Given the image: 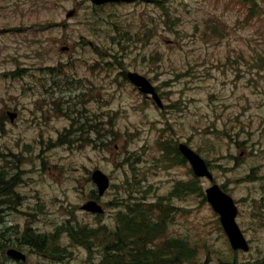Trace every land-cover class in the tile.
Wrapping results in <instances>:
<instances>
[{"label": "rangeland", "instance_id": "obj_1", "mask_svg": "<svg viewBox=\"0 0 264 264\" xmlns=\"http://www.w3.org/2000/svg\"><path fill=\"white\" fill-rule=\"evenodd\" d=\"M91 5L90 0H0V119L9 102L30 103L26 95L32 94V89L24 92L19 82H28L33 63L61 67L65 74L59 79L64 86L70 76L85 75L84 70L95 63L100 69L93 74L102 114L108 112L103 116L104 125L110 122V129L120 132L103 137L102 152L56 141L50 149L49 131L40 135L38 129L39 137L35 138L32 130L19 135L23 137L24 160L28 154L37 155L36 172L27 173L38 176L39 195L49 198L47 192H51L54 196L53 202L42 203L34 212L32 223L52 229L62 220L78 227L98 218L112 225L118 207L140 197L153 215L166 218L164 237H192L190 245H195L200 258L209 255L208 250L214 251L211 264L229 259L227 238L216 216L191 198L193 173L188 162L175 158L172 150L178 139L188 140L210 161L215 180L234 182L237 187L233 190L240 188L246 199L250 198L246 188L253 186L251 182L264 179L243 176L252 165L255 173H264V155H259L264 148L257 157L243 150L231 155L225 127L229 103L251 94L249 87L240 84L242 80L232 81L230 68L245 65H239L237 54L264 52V0H167L162 6L141 1L106 8L104 3ZM70 8H76V13L67 19L65 12ZM112 18L125 22L124 28L106 22ZM82 46L101 53V60L96 61L91 50L85 55ZM107 53H114V58ZM128 70L149 77L166 107L159 108L122 80L121 72ZM256 111L252 107L253 118L258 120ZM45 122L49 127L58 125L50 115ZM94 161L111 177V186L98 198L104 212L97 217L79 208L82 183L67 188L73 181L84 180ZM83 194L86 200L88 193ZM15 219L17 226L21 218ZM238 222L251 249L236 259L247 261L264 246V226L247 216ZM69 235L63 227L58 237L80 257L87 249L78 247L80 243ZM0 257V264L9 263L3 252ZM73 258H67L70 264ZM256 264H264L262 255Z\"/></svg>", "mask_w": 264, "mask_h": 264}, {"label": "flooded vegetation", "instance_id": "obj_2", "mask_svg": "<svg viewBox=\"0 0 264 264\" xmlns=\"http://www.w3.org/2000/svg\"><path fill=\"white\" fill-rule=\"evenodd\" d=\"M259 89L261 88L251 87L254 95L262 97ZM257 101L264 105V99ZM79 111L81 117L87 113L86 108H80ZM241 120L242 117L234 124L229 121L226 140L229 153L236 156L243 150L244 154L258 155L259 151L264 148V136H262L264 120L259 122L253 116L248 117L245 121ZM92 125V123L88 124L84 118L75 124V129L81 133L92 129ZM7 155L9 154L2 153L0 158V252L4 253L5 258L9 261L8 264H70L67 259L69 256L74 257L71 264H132L130 261L102 259L103 246L98 243L77 245L87 249L86 252H82L83 256L81 253V256L77 257L74 250L70 251L69 245L64 243L55 245L50 242L48 233L40 234L39 226L32 223L36 211H33V206H29V204H32L33 196L24 193L20 187V159L17 155H11V157H7ZM259 155H264V151ZM263 183L264 180H260L257 185H253L247 190L250 192L252 200H256V194L264 189ZM238 192L232 191L233 194ZM24 203L27 204L25 207ZM36 203H34V208ZM236 204L238 206L237 217L240 215L253 216L256 213L254 209L245 211L242 204H251V201L245 200L241 196L236 199ZM253 204L254 202L251 204L252 207ZM16 216L21 218V222L17 226Z\"/></svg>", "mask_w": 264, "mask_h": 264}, {"label": "trees", "instance_id": "obj_3", "mask_svg": "<svg viewBox=\"0 0 264 264\" xmlns=\"http://www.w3.org/2000/svg\"><path fill=\"white\" fill-rule=\"evenodd\" d=\"M140 203H136V207L133 208L131 205H124L123 211L119 212V218L120 219H131L132 217L136 215H144L143 210L139 209L138 206ZM114 236H118L119 240L113 239ZM109 237H111V242L119 243V244H131V245H138V246H146L145 248H134V249H124L121 250V253L125 254H132L131 259L133 260H142L143 262H153V261H158L160 259H163L164 257L166 259L172 258V255H175V257H178V252H182V258L184 257H189L191 255V249L187 248V245H189L186 240L183 238H167L165 242V248L163 250L161 249H154L152 245H150L153 242V239L155 235L153 233H149L146 235H143L141 231L135 232V234H129L127 239H123L124 236H127L123 232H121V235L119 236V233H113V234H108ZM150 245V246H149ZM167 245H176L177 249H168L166 248ZM120 251H108V253H119ZM264 257V255H263ZM122 257L116 256L115 259H120Z\"/></svg>", "mask_w": 264, "mask_h": 264}, {"label": "water", "instance_id": "obj_4", "mask_svg": "<svg viewBox=\"0 0 264 264\" xmlns=\"http://www.w3.org/2000/svg\"><path fill=\"white\" fill-rule=\"evenodd\" d=\"M94 1L101 2L102 0H94ZM72 14H73V10H70L67 13V16ZM134 81L138 84H142L145 87L144 90H151L148 87V84L142 78H134ZM182 150L183 153L190 159V162L196 174L209 175L205 170V166L202 162V159L198 158L195 154H193L184 147H182ZM93 176L100 187V192H102L108 184V180H107L108 178L106 177V175H104L102 172L98 170L94 171ZM208 199L209 201H212L215 208L221 213V222L229 237L232 247L235 249L243 248L246 250L248 248L246 240L244 239L242 233L240 232L237 224L234 221V212L229 213L226 210V200L216 192L215 188L212 189V192L210 194V197L208 196ZM84 208L91 211H101V209L99 208L98 205H96L95 202H90L89 204L85 205Z\"/></svg>", "mask_w": 264, "mask_h": 264}]
</instances>
